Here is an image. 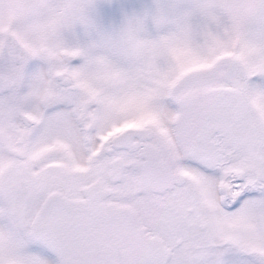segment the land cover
I'll return each instance as SVG.
<instances>
[{
	"label": "snow or ice",
	"instance_id": "obj_1",
	"mask_svg": "<svg viewBox=\"0 0 264 264\" xmlns=\"http://www.w3.org/2000/svg\"><path fill=\"white\" fill-rule=\"evenodd\" d=\"M0 264H264V0H0Z\"/></svg>",
	"mask_w": 264,
	"mask_h": 264
}]
</instances>
